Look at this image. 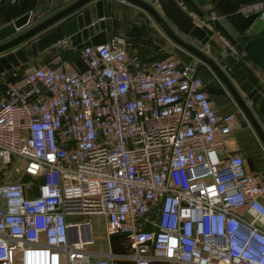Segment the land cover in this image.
<instances>
[{"label":"built area","instance_id":"built-area-1","mask_svg":"<svg viewBox=\"0 0 264 264\" xmlns=\"http://www.w3.org/2000/svg\"><path fill=\"white\" fill-rule=\"evenodd\" d=\"M205 1L197 15L174 0L243 61ZM237 13L263 19L264 0ZM79 58L27 63L0 88V264H110L91 249L92 216L134 264H264V176L229 151L238 120L216 114L199 61H148L122 37Z\"/></svg>","mask_w":264,"mask_h":264},{"label":"water","instance_id":"water-1","mask_svg":"<svg viewBox=\"0 0 264 264\" xmlns=\"http://www.w3.org/2000/svg\"><path fill=\"white\" fill-rule=\"evenodd\" d=\"M136 7L147 14L172 43L206 66L224 87L239 113L235 115L239 126L251 128L264 149V132L251 114L246 101L255 105L264 94V89L254 71L264 77V33L246 38L237 35L223 20L218 24L244 55L243 61L234 59L219 43L212 30L198 26L174 2V0H117ZM197 8L206 5L205 0H191ZM151 2V3H149ZM152 3L158 6L153 7ZM106 0H76L63 9L28 28L29 15L25 14L0 29V75L18 69L34 60L49 48H59L67 40L69 46L81 49L104 44L106 41ZM42 37L35 39L45 30L59 25ZM24 30V31H22ZM22 31V32H21ZM179 35L194 40L199 47L184 41ZM208 47L215 60L202 52Z\"/></svg>","mask_w":264,"mask_h":264},{"label":"crops","instance_id":"crops-1","mask_svg":"<svg viewBox=\"0 0 264 264\" xmlns=\"http://www.w3.org/2000/svg\"><path fill=\"white\" fill-rule=\"evenodd\" d=\"M74 1L76 0H19L14 4H5L0 0V29L25 14H28L29 17L31 15H38L39 17H49L50 15L63 9ZM180 1L183 3L187 11H193L197 15H201L204 13V6L199 9L191 0ZM246 1L250 0L213 1L214 12L219 17L218 20H223L231 30H233L237 35H240L243 38H246L250 35L264 33V18L262 19L258 15H240L239 13H237L239 4ZM107 4L108 2L106 0V41L112 37H122L125 41L126 52L129 55L135 54L148 61L174 59L178 62L184 63L189 60L195 59L183 49L167 39V37H165V35L157 27V25L153 21H150L151 19H149V17L148 19H146L147 17L144 19L142 15L144 13H142V11L138 8L137 9L140 10L138 12L141 16V19L133 24L131 20H127V22H130L132 25L123 32H119L120 24L111 23V15H109L110 12ZM113 18L114 17L112 16V19ZM218 20L214 23L215 28L229 38V36L218 24ZM121 25L123 26V24ZM59 27L60 26L55 27V30ZM17 34H19V32L15 35ZM14 36L5 39L4 41L0 42V44L8 41ZM179 36L187 43L199 47V45L194 40L188 39L187 37L182 35ZM67 46L69 48V50H67L68 55L73 56L74 54L76 55L77 52L78 55L77 57H75V59L68 60V56H65L63 57V61H60L59 48H49L38 55L36 59L29 60L28 63L32 64L34 62L38 66L44 65L58 69H82L83 65L79 58V49L72 48L69 45ZM201 49L204 54L215 60L212 51L208 47H203ZM21 72L22 69L18 68L1 74L0 88H2L6 83L13 84L19 81L22 75ZM254 73H256L254 75L258 78L259 83H261L262 88L264 89L263 73L257 70L254 71ZM198 76L202 79L204 83V92L218 116H224L227 114L236 115L239 113L236 105L234 104L224 87L218 81V79L206 66L201 65L200 62ZM246 103L249 110L251 111V114L264 132V94L255 105H251L249 101H246ZM253 138H256V136L247 124L244 127H240L239 123H237V126L228 141V148L230 152L240 154L243 157L245 167L249 172L264 175V149L262 148L261 153H259L256 148L248 152L246 150L247 147H250V143L254 145ZM256 140L257 138L255 139V142ZM22 180L24 181L26 179L23 178ZM91 249L99 254H111L112 257L109 262L110 264H134V262L129 257V251L125 239L119 235L107 236L105 242L100 245L94 243L93 247L91 246ZM149 264L174 263L164 260H151Z\"/></svg>","mask_w":264,"mask_h":264},{"label":"rangeland","instance_id":"rangeland-1","mask_svg":"<svg viewBox=\"0 0 264 264\" xmlns=\"http://www.w3.org/2000/svg\"><path fill=\"white\" fill-rule=\"evenodd\" d=\"M108 4H107V7L109 8V15H111V23H118L120 24V31L119 32H123L124 30L128 29L133 23L139 21V19H141V16L139 14L137 8L133 7V6H130L128 4H125L124 2H119V1H116V0H107ZM151 3V2H149ZM153 7H155V9H158V6L155 4V3H152ZM142 13H144L142 11ZM144 19H148V15L147 14H142ZM112 16L114 17L112 19ZM47 17V16H46ZM45 16L44 17H39L38 15H31L29 17V25H28V28L36 25L38 22H40L41 20H43L44 18H46ZM150 19V17H149ZM127 20H131L132 24L130 22H127ZM152 21V20H150ZM123 24V26L121 25ZM57 26H60L59 25H56V26H53L47 30H45L44 32L40 33L39 35H37V37H35V39H38L40 37H42L43 35H45L46 33L52 31V30H55V27ZM24 31V30H22ZM21 31V32H22ZM20 33V32H19ZM69 43L67 40H63L62 42L59 43V54H60V61H63V57L65 56H68V60L70 59H75V57H77V52H76V55L74 54L73 56L71 55H68V51L69 48L68 46ZM51 60V59H49ZM62 63V62H61ZM34 65H37L36 63L33 62ZM51 65V64H49ZM38 66V65H37ZM39 66H44V65H39ZM56 66V65H55ZM238 129V127H237ZM255 139L256 138H253V142H254V145H252L251 143L249 144L250 147L248 148L247 147V152L252 150V149H257L259 151V153H261V150H262V147L260 146V144L258 143V141L256 140L255 142ZM81 220H84V221H87V220H90L92 222V243L94 244H102L103 242H105L106 240V235H105V232H104V227H103V219L99 216H92V217H83ZM93 244H92V247H93Z\"/></svg>","mask_w":264,"mask_h":264},{"label":"trees","instance_id":"trees-1","mask_svg":"<svg viewBox=\"0 0 264 264\" xmlns=\"http://www.w3.org/2000/svg\"><path fill=\"white\" fill-rule=\"evenodd\" d=\"M264 176V175H263Z\"/></svg>","mask_w":264,"mask_h":264}]
</instances>
